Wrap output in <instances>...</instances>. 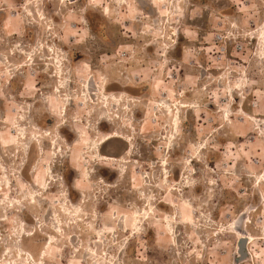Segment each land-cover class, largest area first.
Instances as JSON below:
<instances>
[{"label":"clouds","instance_id":"1","mask_svg":"<svg viewBox=\"0 0 264 264\" xmlns=\"http://www.w3.org/2000/svg\"><path fill=\"white\" fill-rule=\"evenodd\" d=\"M241 235L264 264V0H0V264Z\"/></svg>","mask_w":264,"mask_h":264},{"label":"rangeland","instance_id":"2","mask_svg":"<svg viewBox=\"0 0 264 264\" xmlns=\"http://www.w3.org/2000/svg\"><path fill=\"white\" fill-rule=\"evenodd\" d=\"M240 238H245L247 240L248 237L245 235H241L239 237V239ZM236 242H237V240H235L234 242H232V241H220L221 245H223V246L217 250L216 258L221 259V260H223L225 258H230L232 261V264H241L242 261L247 260L250 256V254L249 255L247 254V258H245L244 260L235 262V258L238 257ZM230 252L233 254L229 257L228 254Z\"/></svg>","mask_w":264,"mask_h":264},{"label":"water","instance_id":"3","mask_svg":"<svg viewBox=\"0 0 264 264\" xmlns=\"http://www.w3.org/2000/svg\"><path fill=\"white\" fill-rule=\"evenodd\" d=\"M238 257L235 258V262L242 261L246 258V241L245 238H240L236 242Z\"/></svg>","mask_w":264,"mask_h":264},{"label":"bare ground","instance_id":"4","mask_svg":"<svg viewBox=\"0 0 264 264\" xmlns=\"http://www.w3.org/2000/svg\"><path fill=\"white\" fill-rule=\"evenodd\" d=\"M245 241H246V252H247V254L249 255L250 253H249V251H248V238H247V240L245 239ZM246 258H247V255H246Z\"/></svg>","mask_w":264,"mask_h":264}]
</instances>
